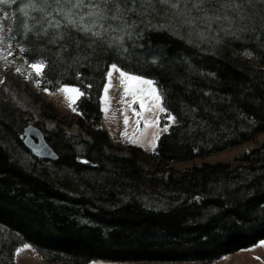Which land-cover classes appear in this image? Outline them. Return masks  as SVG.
Wrapping results in <instances>:
<instances>
[{
    "label": "trees",
    "instance_id": "1",
    "mask_svg": "<svg viewBox=\"0 0 264 264\" xmlns=\"http://www.w3.org/2000/svg\"><path fill=\"white\" fill-rule=\"evenodd\" d=\"M20 3L27 0H16L7 10L9 17L17 16L16 22L7 19L11 36L24 46V60L48 61L42 78L51 81L50 88L69 83L87 93L77 109L80 123L93 130L85 156L97 166L78 164L73 146L64 143L66 152L52 165L81 185L80 192L71 193L14 160L0 142V264H15V248L23 243L57 264L212 263L264 241V142L232 162L192 166L178 180L190 192L147 205L135 158L107 156L102 149L110 140L98 127L100 97L116 53L99 51L78 63L68 53L57 56L54 45L25 34L22 13L16 11ZM144 31L132 50L139 56L122 66L149 74L178 121L161 137L153 158L163 164L192 161L255 142L264 133V33L259 40L257 33H239L223 50L189 43L166 30ZM244 51L257 64L243 58Z\"/></svg>",
    "mask_w": 264,
    "mask_h": 264
},
{
    "label": "rangeland",
    "instance_id": "2",
    "mask_svg": "<svg viewBox=\"0 0 264 264\" xmlns=\"http://www.w3.org/2000/svg\"><path fill=\"white\" fill-rule=\"evenodd\" d=\"M19 1V0H18ZM8 6H3V10L7 11ZM8 17L3 16V11H0V23H3L5 27L0 29V51L6 50V52L0 56V82L5 81L3 74L7 71L6 67L11 61L8 59L12 57L14 71L10 73L11 78L6 80L3 90L0 88V142L4 144L11 153L14 160L20 164L30 168L34 172L41 174L42 176L52 180L59 184L65 190L71 193L80 192L81 185L79 183L72 182L71 179L65 177V171L56 170L52 165V161H43V163L35 161L33 154L25 146L24 141L27 138L26 129L29 127L36 128L45 134L46 140L58 154L66 152V146L64 143H69L73 146L75 155L85 156L88 150L89 144L93 142V136L91 132L93 130L88 125L80 123V113L77 109V103L80 100L79 96L74 104L77 109L73 111L72 107H69L68 101L64 94L57 91V88H50L49 80H44L41 77H36L34 70L29 67L28 63H25L24 58L20 53V49L13 40L10 29L7 25ZM155 24L154 21H152ZM243 33V32H240ZM177 37H181L179 34H174ZM237 35L226 33L219 28L205 39L199 40L197 37L192 36L190 38H184L188 42L191 39L195 43L200 45L206 44L209 49H213L219 46L222 49H230V44H234V39ZM11 41V46H9ZM219 41V42H218ZM138 44V43H137ZM230 46V47H229ZM126 48L128 52L124 55H128V59H124V56H118L115 54L117 60H123L126 65L130 64L134 57L132 51L133 45L131 41H126ZM233 49V48H231ZM141 50H138L140 52ZM136 52V51H135ZM11 53V55H9ZM137 53V52H136ZM248 52H242L243 58H251L254 64H257L256 59H252L247 54ZM135 55H138L135 54ZM9 56V57H8ZM139 56V55H138ZM19 67L21 72L15 71ZM43 71V69H42ZM4 72V73H3ZM31 75L29 76V74ZM28 77V78H26ZM36 78L41 79V85L37 86L33 81ZM108 79L106 77V82ZM112 86L109 88L108 96V111H104V102L101 100L102 118L99 126L105 131L109 137L107 143L102 147L103 152L107 156H123L128 158H135L136 166L141 170V175L144 177L143 187L146 189V194L142 198L147 205L161 204L162 202L171 201L175 195H186L190 190L182 185L178 180L182 173L192 166L200 165L202 163H218V162H232L236 156H240L243 153H248L250 150L259 146L264 142V133L258 135L255 142H248L244 145L228 148L224 151L216 152L214 154L196 158L192 161L175 162L169 164H163L153 158V153L158 149L159 141L161 137L168 133L176 122L167 121L164 117L166 113H151L146 112L145 116L153 118L155 115H159V126L148 127L144 129V123L141 121L139 125L135 123L137 117L132 112L131 108H128L126 104L122 103V86L119 83V75L114 72L111 81ZM13 86V87H12ZM157 87V85H156ZM15 88L16 93L26 95L30 100L31 109L26 106H21L16 102L17 96L14 91L9 90ZM48 88L50 91L45 92L43 89ZM159 89V88H158ZM12 91L13 93H10ZM104 91L102 92V96ZM130 96H124V100H130ZM139 110V104H133ZM129 117V123L127 128L124 124V116ZM52 123L53 127L49 128V124ZM168 124L167 130H164V125ZM138 129H144L143 135ZM95 130H97L95 128ZM127 131L128 136H122L121 133ZM158 132V139L155 141V149L149 141L152 140V133ZM136 135L141 138L140 143L133 144L128 137ZM33 138V136H30ZM37 141V140H35ZM137 150L140 152L137 156H133L132 151ZM64 176L66 179L61 180L60 176ZM62 176V177H63ZM173 180H170L169 178ZM105 178L110 183H114V180H110L109 175H105ZM195 191V190H191ZM25 244V243H23ZM30 244V243H28ZM22 245V244H21ZM20 245V246H21ZM19 246V247H20ZM15 264H57L55 262L48 261L44 255L34 246L30 249H22L17 254L15 252ZM88 264H264V244L258 243L252 247L236 251L232 254L224 255L221 258L213 261L212 263L204 262H133V261H108V260H95Z\"/></svg>",
    "mask_w": 264,
    "mask_h": 264
},
{
    "label": "snow or ice",
    "instance_id": "3",
    "mask_svg": "<svg viewBox=\"0 0 264 264\" xmlns=\"http://www.w3.org/2000/svg\"><path fill=\"white\" fill-rule=\"evenodd\" d=\"M15 3L16 0H0V11H3L4 17H9V12L4 11L3 6L10 7ZM16 11L22 13L19 23L26 35L31 33L38 39H45L48 44L55 46L57 56L68 53V59L74 63H78L81 57L87 59L99 51L115 52L128 59L131 54L124 55L128 52L126 41H131L135 47L143 38L145 29L166 30L171 34H179L182 39L195 36L199 40L205 39L217 28L233 35L240 32L257 33L258 40L259 33H264V0H27V3H20ZM9 18L13 22L17 21L15 13ZM153 20L158 22L153 24ZM4 27L0 23V29ZM8 27L11 30V25ZM188 42L193 41L188 39ZM19 47L23 53L24 46ZM247 54L252 55L251 52ZM25 63L34 70L36 77H41L48 61L41 58L32 59L29 63L26 58ZM122 65L123 60H113L106 70L108 82L103 85L104 95L100 97L104 102L105 113L110 99L108 91L116 72L123 90L121 101L136 115L137 125L143 121L144 129L159 126V115L150 119L145 116L146 112L166 113L164 119L178 122L177 117L165 106L164 96L156 87V81L149 78V74H137ZM15 71L21 72L22 69L17 67ZM33 82L40 86L42 81L36 78ZM87 87L91 88L92 85L88 84ZM43 90L50 91L48 88ZM56 90L64 94L73 111L77 110L74 107L77 98L87 95L81 87L69 83L61 84ZM124 96H130L131 99L124 100ZM136 103L139 104V110L132 107ZM128 123L129 117L125 115V128ZM168 127L165 124L164 130ZM144 129H138L141 135ZM121 135L127 137V131ZM158 136V132L152 133L149 143L153 149ZM128 139L133 144L141 140L136 135ZM260 243L264 244V241ZM33 247L25 243L15 248V252L19 254L22 249Z\"/></svg>",
    "mask_w": 264,
    "mask_h": 264
},
{
    "label": "water",
    "instance_id": "4",
    "mask_svg": "<svg viewBox=\"0 0 264 264\" xmlns=\"http://www.w3.org/2000/svg\"><path fill=\"white\" fill-rule=\"evenodd\" d=\"M26 136L27 138L25 139L24 144L35 158L51 161H57L60 159V154H58L55 149L49 145L45 134L42 131L29 127L26 129ZM30 136H33V138ZM76 162L87 167L97 166V163L89 160L86 156L77 155Z\"/></svg>",
    "mask_w": 264,
    "mask_h": 264
},
{
    "label": "bare ground",
    "instance_id": "5",
    "mask_svg": "<svg viewBox=\"0 0 264 264\" xmlns=\"http://www.w3.org/2000/svg\"><path fill=\"white\" fill-rule=\"evenodd\" d=\"M6 52V50H1L0 51V56H2L4 53ZM3 57V56H2ZM9 57V56H8ZM12 57L13 56H10L8 59H11V61L9 62V64L7 65V67H6V72L3 74V77L2 78H4V76H5V78L4 79H6V80H9V78H11V75H10V73L11 72H13L14 71V68L16 67H14L13 65V61H12ZM1 59V58H0ZM2 60V59H1ZM6 80L5 81H3V82H0V88H2L3 90H5V89H7V87H5L6 85H4L5 83H7L6 82ZM13 87V86H12ZM9 90H12V91H14V93L12 92V91H9L10 93H13L15 96H17V98H16V102H18L21 106H26V107H28L29 109H31V104H30V100L26 97V95H22V94H18V93H16L15 91H16V89L15 88H10ZM53 127V124L52 123H50L49 124V128H52Z\"/></svg>",
    "mask_w": 264,
    "mask_h": 264
}]
</instances>
